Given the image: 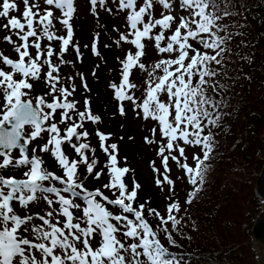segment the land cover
I'll return each instance as SVG.
<instances>
[{
    "label": "snow or ice",
    "instance_id": "snow-or-ice-1",
    "mask_svg": "<svg viewBox=\"0 0 264 264\" xmlns=\"http://www.w3.org/2000/svg\"><path fill=\"white\" fill-rule=\"evenodd\" d=\"M89 3L124 14L112 41L101 43L98 32L83 48L98 60L119 49L108 87L121 117L130 112L145 123L144 143L158 158L148 165L167 189L164 208L141 201L134 169L101 130L86 77L72 71L85 58L70 22L74 0H0L9 49L0 57V264H202L170 250L183 248L174 233L184 227L170 174L173 166L183 172V203L191 205L216 146L213 129L231 114L221 81L237 0ZM88 68L98 79L100 63Z\"/></svg>",
    "mask_w": 264,
    "mask_h": 264
},
{
    "label": "trees",
    "instance_id": "trees-1",
    "mask_svg": "<svg viewBox=\"0 0 264 264\" xmlns=\"http://www.w3.org/2000/svg\"><path fill=\"white\" fill-rule=\"evenodd\" d=\"M235 11L241 15L226 21L234 39L227 75L221 81L227 84L231 114L222 128L213 129L216 146L206 162L212 164V179L204 184L205 196L188 205L185 213L192 235L174 233L183 248L170 249L190 254L202 264H256L247 230L260 208L253 189L264 159V0H237ZM221 192H227L224 199L218 197Z\"/></svg>",
    "mask_w": 264,
    "mask_h": 264
},
{
    "label": "rangeland",
    "instance_id": "rangeland-1",
    "mask_svg": "<svg viewBox=\"0 0 264 264\" xmlns=\"http://www.w3.org/2000/svg\"><path fill=\"white\" fill-rule=\"evenodd\" d=\"M175 2L176 0L173 1V3ZM110 6L113 9H116V0H110ZM74 7L75 11L73 18L70 21L73 25L74 41L82 47L85 53V58L82 61L83 67H81L80 64H77L72 71H81L86 77L87 83L92 90L90 95L94 114H98L103 118L101 130L113 134L112 142H116L119 145V156L121 158H127L128 166L131 169H134L132 172L133 178L142 186L139 198L141 201L144 199L150 200L153 207L162 211L165 205L164 196L167 189L162 191L161 188L154 183L155 177L149 168L148 162L158 158L154 154V149L146 146L144 143L143 137L148 135L145 123L134 119L130 112L125 117H121L117 112L116 102L108 87V85L113 82L111 78L114 77L118 71V61L116 60V57L120 55L119 49H114L112 51L103 50L102 56L98 60L88 52L86 48H83L84 45H90L93 43V38L96 37L98 32L100 33L99 40L101 43L112 41L116 36V33L112 31L113 28L120 27L121 31L124 30L122 27L124 14L122 12L118 13V11L115 10L112 13H107L99 4L92 7L89 0H74ZM97 12L99 15L96 14ZM157 15H159L158 9ZM2 23L3 19L0 18V24ZM3 35L4 32L0 31V57L9 53L7 45L3 42ZM149 55H154V53L150 51ZM67 59L71 60V55H68ZM98 62L100 63V68L97 69V79L91 76V70L88 68V65L95 66ZM120 136H123L124 139L119 140L118 137ZM129 137H132V139H129ZM92 143L95 145L96 141L93 139ZM187 151L190 158L193 149H188ZM196 151H198V149H196ZM232 164L236 165V161L234 160ZM48 166L50 169L52 168L51 163H48ZM207 166L208 173L205 177V182L212 179V164H208ZM257 173L258 171L256 172V175ZM170 175L171 178L176 180V195L181 202V212L179 215L184 217V220L182 221L184 227L180 230L179 234L185 232L186 234L189 233V235H192L191 232L188 231V227H186L188 221L185 222V213L187 212L185 211V208L188 209V205H184L183 203L190 186L183 178V172L175 166H173ZM178 177L179 179H177ZM225 190L230 191L232 188H226ZM225 195H227V192H221L218 197L224 199V197H226ZM202 196H205L204 185L201 187V191L197 193V197L194 199L193 203L196 204ZM214 207L215 206H212V208ZM200 208L201 211L202 207L200 206ZM149 219L154 220L153 217H149ZM212 235H214V230H212ZM194 237L195 236H193V240ZM217 239L219 240L218 244H224L222 236L217 237ZM205 258H208V255L205 256Z\"/></svg>",
    "mask_w": 264,
    "mask_h": 264
},
{
    "label": "water",
    "instance_id": "water-1",
    "mask_svg": "<svg viewBox=\"0 0 264 264\" xmlns=\"http://www.w3.org/2000/svg\"><path fill=\"white\" fill-rule=\"evenodd\" d=\"M253 194L260 202L261 207L258 213L252 217V225L247 234L252 242L256 264H264V160L256 176Z\"/></svg>",
    "mask_w": 264,
    "mask_h": 264
}]
</instances>
